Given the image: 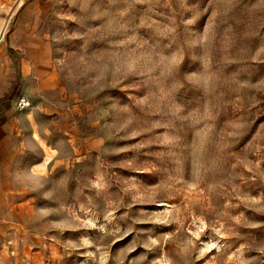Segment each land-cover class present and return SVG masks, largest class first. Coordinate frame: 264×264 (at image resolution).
I'll return each mask as SVG.
<instances>
[{"label": "rangeland", "instance_id": "1", "mask_svg": "<svg viewBox=\"0 0 264 264\" xmlns=\"http://www.w3.org/2000/svg\"><path fill=\"white\" fill-rule=\"evenodd\" d=\"M0 35L4 97L58 109L18 264H264V0H0Z\"/></svg>", "mask_w": 264, "mask_h": 264}, {"label": "crops", "instance_id": "2", "mask_svg": "<svg viewBox=\"0 0 264 264\" xmlns=\"http://www.w3.org/2000/svg\"><path fill=\"white\" fill-rule=\"evenodd\" d=\"M18 88L14 98H5L0 89V264H18L12 251L19 229L17 210L23 203L19 202V162L28 144L45 139V124H51V116L58 111L45 100V92L39 97L22 82ZM20 94L28 95L33 106L18 108L16 100Z\"/></svg>", "mask_w": 264, "mask_h": 264}, {"label": "built area", "instance_id": "3", "mask_svg": "<svg viewBox=\"0 0 264 264\" xmlns=\"http://www.w3.org/2000/svg\"><path fill=\"white\" fill-rule=\"evenodd\" d=\"M17 107L25 109L33 106V100L26 94H20L16 100Z\"/></svg>", "mask_w": 264, "mask_h": 264}, {"label": "bare ground", "instance_id": "4", "mask_svg": "<svg viewBox=\"0 0 264 264\" xmlns=\"http://www.w3.org/2000/svg\"><path fill=\"white\" fill-rule=\"evenodd\" d=\"M1 36V35H0Z\"/></svg>", "mask_w": 264, "mask_h": 264}]
</instances>
